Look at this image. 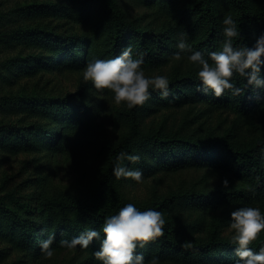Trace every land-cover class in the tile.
Returning a JSON list of instances; mask_svg holds the SVG:
<instances>
[{
  "label": "trees",
  "instance_id": "16d2710c",
  "mask_svg": "<svg viewBox=\"0 0 264 264\" xmlns=\"http://www.w3.org/2000/svg\"><path fill=\"white\" fill-rule=\"evenodd\" d=\"M148 1L152 8L160 6L165 9L168 26L162 33L143 30L136 20L129 19L119 9L117 0L48 1L34 4L33 10L28 11L41 15L50 14L49 16L72 15L81 21L83 18L82 26L88 31L92 45L99 32L106 33L104 46L112 58L130 47L133 58H142L148 64H151L149 61H154V55L160 50L161 53L174 55L181 39L193 51H200L205 57L209 52L219 50L224 39L222 21L228 15L237 22L239 30V37L233 41L234 46L251 48L257 38L264 35V0ZM16 35L20 41L28 42V45L47 50L53 59L62 56L67 69L79 70L83 66L87 47L83 46L85 40L76 42L80 36H68L39 26L18 27ZM73 44L76 46L72 49ZM43 57L35 54L30 58L36 60V65L26 73L33 70L35 73L37 68L44 65L48 58ZM184 57L187 58L186 55ZM194 70L175 80L176 82H169L167 98H161L158 91L150 90L152 98L156 97L152 101L162 107L181 108L193 105L203 106L210 112L229 111L240 116L264 117V88L253 89L252 86H246V79L236 75L232 82L237 88L243 89V94L233 96L226 91L223 96L216 98L211 92L205 95L197 90L200 86L197 66ZM261 76L264 77V65L261 67ZM14 107H20L21 112L28 117L50 119L54 126L63 127L71 121L70 108L63 99L40 97L38 101L37 96H34L31 102L15 104ZM137 109L138 107L127 110L117 117L116 122L126 128L127 133L107 150L99 178L90 189L80 190L73 195L50 196L39 210V221L23 218L22 215L29 216L34 209L29 202L19 204L22 215L0 209L2 237L17 251L31 255L38 235L42 240L53 235L55 240L52 246L60 247V240H70L83 231L94 229L102 233L105 219L117 214L126 205L116 197V178L112 174L116 157L121 152L139 155V162L133 163L132 168L141 170L143 176L147 177L161 172L167 175L205 170L209 174L226 172L231 178L227 188L219 185L216 192L198 189L196 192H187L181 189L159 202L135 205L140 211L152 209L167 216L173 215L178 208L209 213L219 209L218 205H240L257 207L264 215V134L251 145L236 147L225 138L188 137L180 132L153 133L140 129ZM37 120L29 133L30 138L22 136L14 127L7 130L6 126H2L4 136L0 139L1 147L7 151H16L22 147V143L30 142L26 148L44 150L64 137L58 128L53 135L48 128L42 130L37 126ZM125 162L126 160L123 164ZM171 220H165L162 237L137 249V253H143L145 260L158 258L160 263L167 264H235L237 261L231 237L223 236V230L230 226V219L210 232L206 224H185L175 216ZM202 237L206 239L197 240ZM97 242L98 240H94L87 249L78 247L76 250L91 253L96 250ZM250 247L257 252L264 247V232Z\"/></svg>",
  "mask_w": 264,
  "mask_h": 264
},
{
  "label": "rangeland",
  "instance_id": "374dc122",
  "mask_svg": "<svg viewBox=\"0 0 264 264\" xmlns=\"http://www.w3.org/2000/svg\"><path fill=\"white\" fill-rule=\"evenodd\" d=\"M48 1L59 0H0V139L4 136L2 126H6L7 130L14 127L22 136L30 138L29 133L37 119V126L42 130L48 128L53 135L58 128L64 135L54 146L44 150L26 148L30 142L22 143V147L16 151H7L0 145V209L22 215L19 204L29 202L34 209L29 216H22L32 221L40 220L39 210L50 196L73 195L80 190L90 189L96 183L107 150L127 133L126 128L116 122L117 117L129 110L124 104L116 105L111 92H97L90 82L83 80V70L90 61L112 58L104 46L107 34L99 32L92 45L88 31L82 26L83 18L81 21L72 15L49 16L28 11L33 10L34 4ZM117 4L129 19L136 20L146 32L162 33L168 26L165 9L150 7L148 0H117ZM35 26L54 29L68 36H80L76 41L78 43L85 40L83 46L87 47V55H84L82 68L67 69L62 56L53 59L47 50L37 49L18 39V27ZM76 44L72 45V49ZM35 54L48 60L35 73L34 70L26 73L36 65V60L30 59ZM154 57V61H149L151 64H142L148 77L164 75L169 82H173L195 71V65L185 57L178 61L174 55L161 53V50ZM34 96L38 101L40 97L63 99L70 108L71 121L63 127L54 126L50 119L28 117L20 107H14L15 104L31 102ZM155 98L151 96L137 109V122L143 131L225 138L236 147L251 145L264 134L263 116H240L229 111L210 112L203 106L193 105L162 107L152 101ZM132 164L127 160L124 163L129 168H132ZM225 179L228 182L231 179L226 172L209 174L205 170H198L167 175L161 172L143 176L142 183L116 179L115 191L120 202L144 206L168 198L181 189L187 192H196V189L216 192ZM217 207L219 209L209 213L178 208L173 215L164 216V219L171 220L175 216L185 224H206L210 232L214 227L220 228L222 222L230 219V213L241 206ZM170 226L174 227L173 224ZM232 232L229 226L223 230V236L232 237ZM202 239L206 238L197 240ZM40 241L42 238L38 235L30 255L17 251L0 233V252L4 253L0 254V264H101L93 255L99 249V240L95 244L96 250L91 253L52 246L54 255L50 259L44 258ZM148 262L145 260V264Z\"/></svg>",
  "mask_w": 264,
  "mask_h": 264
},
{
  "label": "clouds",
  "instance_id": "9594fccd",
  "mask_svg": "<svg viewBox=\"0 0 264 264\" xmlns=\"http://www.w3.org/2000/svg\"><path fill=\"white\" fill-rule=\"evenodd\" d=\"M223 41L219 50L211 51L207 57L200 51H193L183 39L177 44L175 60L187 56V60L197 66L200 81L198 91L207 95L209 92L219 98L229 92L231 95H242L243 89L232 82L238 75L246 79V86L253 89L264 88V77L261 67L264 65V35L257 38L255 44L234 46V39L239 37L237 22L231 15L222 21ZM143 59L133 58L132 49L125 48L111 59H94L83 70V80L90 82L97 92H111L116 105L124 104L131 110L142 107L151 97V91H158L161 98L169 95V80L164 75L148 77L142 68ZM138 163L139 155H128L121 152L115 160L112 174L119 179H131L136 183L143 182V172L125 166L123 162ZM227 188V179L222 181ZM230 229L234 234L231 242L238 257L235 264H264V247L253 251L250 245L264 232V215L257 207H240L230 213ZM165 219L160 211H140L133 203H127L117 214L107 217L101 231L89 229L79 235L59 241L60 247L76 250L87 249L94 240L100 246L93 253L101 264H145L144 248L164 235ZM55 237L49 235L40 241V249L45 259L54 255L52 245ZM190 246V245H186ZM148 264H159L158 258H152Z\"/></svg>",
  "mask_w": 264,
  "mask_h": 264
}]
</instances>
